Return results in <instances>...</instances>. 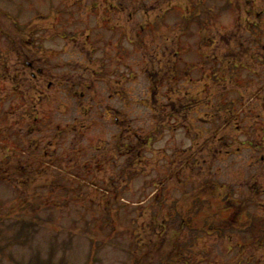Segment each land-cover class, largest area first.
Here are the masks:
<instances>
[{
    "label": "rangeland",
    "instance_id": "374dc122",
    "mask_svg": "<svg viewBox=\"0 0 264 264\" xmlns=\"http://www.w3.org/2000/svg\"><path fill=\"white\" fill-rule=\"evenodd\" d=\"M251 9L264 28V0H0V264H264V199L217 231L212 184L245 198L260 169L253 93L219 99Z\"/></svg>",
    "mask_w": 264,
    "mask_h": 264
},
{
    "label": "flooded vegetation",
    "instance_id": "af4514ba",
    "mask_svg": "<svg viewBox=\"0 0 264 264\" xmlns=\"http://www.w3.org/2000/svg\"><path fill=\"white\" fill-rule=\"evenodd\" d=\"M252 10L253 9H251L248 13L250 14V17L253 18V21L256 20L255 23L259 25L261 11L254 12ZM253 23L254 22H250L252 25ZM259 26L260 27H257V29L254 26L250 28V33L258 36L253 39L252 44L248 46V42L251 41V39L247 40V43H243L240 38L238 39L239 41L236 42H240L245 46L244 48L238 49L239 52L236 54H222L223 59L221 68L228 73L229 80H227L228 82L226 85H223L225 88L222 94H220L219 99L222 100L221 97H224V95L228 94V92H236L237 97L235 100L231 99L229 101L231 105L228 107V110H232L234 109L232 106L233 104L236 103L237 105L242 102V100L241 102L237 101V99L240 100L244 97L242 87L252 92L254 95L253 98L251 97V100L256 103H252L253 105L251 108L245 111L248 113L251 112L252 115H249V117H246L243 121L250 129H246V138L243 139L242 144L250 151L249 159L254 162L253 165L256 166V163H259L260 169H249L247 181L243 184L244 188H248L249 195L241 199H234L231 197L232 195L228 193L232 188L231 186L230 188L228 187L229 185L221 184L218 180L213 179L212 184H214V197L218 202H222L221 208L226 211V213L228 212L226 219L218 220V222H216L217 231L224 226L223 222L229 219L233 220V218H235L238 214L233 210L231 205L237 206L242 204L246 206L247 204H253L255 202L258 203L259 199H264V45L260 42V36L264 35V28L261 25ZM259 44L262 45V49H260L261 46L256 47V45ZM217 59L219 60V56H217ZM225 61L227 63V67ZM231 87L233 89L230 90ZM252 88H254L255 91H251ZM244 103L245 101L242 102L243 105ZM249 104L250 103H248V105ZM256 108L259 109L258 112L255 111ZM233 113L230 115H233ZM248 119L249 122L247 121ZM228 125L230 124L228 123ZM236 127L240 129L239 126ZM240 131L243 132L241 129ZM216 142H218V140H216ZM217 146L219 148L220 144ZM218 152H220V150H218ZM223 191L226 192L221 198L220 193L223 194ZM227 206H231V208ZM231 210L232 212H230Z\"/></svg>",
    "mask_w": 264,
    "mask_h": 264
},
{
    "label": "trees",
    "instance_id": "16d2710c",
    "mask_svg": "<svg viewBox=\"0 0 264 264\" xmlns=\"http://www.w3.org/2000/svg\"><path fill=\"white\" fill-rule=\"evenodd\" d=\"M18 168L21 169V172H23L25 170V169L23 170L22 167H18Z\"/></svg>",
    "mask_w": 264,
    "mask_h": 264
}]
</instances>
